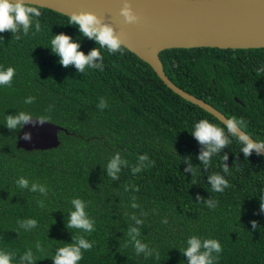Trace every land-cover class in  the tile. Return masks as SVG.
Here are the masks:
<instances>
[{"label": "trees", "instance_id": "16d2710c", "mask_svg": "<svg viewBox=\"0 0 264 264\" xmlns=\"http://www.w3.org/2000/svg\"><path fill=\"white\" fill-rule=\"evenodd\" d=\"M38 8L40 32L33 34V24L28 35L17 33L18 40L11 32L0 33V69H15L11 87L0 86V251L12 254L11 264H29L22 259L29 249L34 264H54L57 249L73 244L77 235L93 243L78 264H188L182 249L194 235L221 244L213 264H264V158L254 151L245 158L243 145L225 129L231 143L204 168L198 156L206 149L191 135L194 125L202 119L223 128L221 123L173 94L124 48L115 54L100 49L103 71L64 68L52 53V37H72L85 55L99 45L69 25V17ZM158 58L176 87L227 119L243 118L249 137L264 142V48L167 49ZM30 96L35 101L26 104ZM101 98L107 102L103 110L97 107ZM21 111L49 117L47 122L65 130L58 133L57 148L15 147L19 130H9L5 117ZM116 153L128 163L113 180L106 166ZM145 154L154 166L133 172ZM189 164L194 173L185 171ZM213 174L230 185L222 193L211 189ZM20 177L29 181L28 188L17 186ZM33 183L44 185L47 196L32 192ZM75 198L86 203L95 222L91 233L67 227ZM211 199L214 208L207 206ZM27 219L36 220L37 227L22 228ZM132 228L146 245L139 255Z\"/></svg>", "mask_w": 264, "mask_h": 264}, {"label": "clouds", "instance_id": "9594fccd", "mask_svg": "<svg viewBox=\"0 0 264 264\" xmlns=\"http://www.w3.org/2000/svg\"><path fill=\"white\" fill-rule=\"evenodd\" d=\"M120 15L127 24H135L139 19L128 3H125L121 8ZM40 16V9L36 6L25 4L24 0H0V33L11 32L13 33V37L18 40L20 37L17 33L22 31L24 36L28 35L33 24H35V32L33 34L38 33L41 31V24L38 19ZM69 25L77 27L82 37L95 41L96 44L99 45V48H94L88 55H85L79 50L80 44L73 42L72 37L64 34L52 37L50 40L52 53L60 57L59 64L64 68L74 65L79 73H85L86 68L103 71L104 58L100 51L101 48L106 49L109 54L118 52L123 53V44L120 37L117 36L115 29L108 24L102 23L96 15L92 13L73 14L69 18ZM0 40H3L2 36H0ZM97 60L101 62L95 63ZM14 76V68L8 67L7 69H0V86L11 87ZM34 101L35 97L30 96L25 100V103L31 104ZM97 107L101 110L107 107V102L104 98L100 99ZM48 119L49 117L46 116L35 118L40 124H44ZM32 122L33 116L22 111L16 115H8L5 117L6 127L13 131H18L24 124ZM246 124L247 122L244 121L243 118L238 120L236 117L227 119L223 128L210 123L206 119H202L195 123L191 135L206 149L202 150L198 156L204 168L209 167L211 157L214 154L231 143L225 136V129L233 137H237L239 143L243 145L240 151L244 154L245 158L250 156L253 151H255L257 155L260 154V150L264 149V142H250L249 134L243 130ZM241 131L243 134L238 135V132ZM23 139L26 141L30 140V134L26 133ZM138 159L140 163L132 169L135 173H139L142 168L152 167L155 164L154 161L149 160L146 154L139 156ZM227 159L228 157L225 155L223 160L226 161ZM185 162H187V158ZM127 163V160H122L121 155L116 153L107 163L106 168L108 176L113 180L117 179L121 165H126ZM185 171L194 173V168L189 164V167L186 168ZM223 172H228L226 165H223ZM208 181L211 184L212 191L217 193H222L230 186L225 177L220 174L210 175ZM16 184L19 188L25 189L28 188L29 181L24 177H20L16 181ZM37 190L45 197L48 194V190L44 185L33 183L31 191L36 192ZM196 199L201 200L202 198L197 196ZM38 204L41 208L44 207L43 201H39ZM71 204L74 210L69 212L67 227L69 229L82 230L84 233H91L94 230L95 222L89 218L85 211L86 203L79 198H75L71 200ZM131 206L133 208L139 207L136 203H133ZM207 206L209 208H214L216 206V201L213 199L207 201ZM260 210L264 212V196L261 197ZM137 223H141V221L137 220ZM162 223L167 224L168 220L165 218ZM251 223L253 229H255L257 226L256 222L252 221ZM20 226L25 229H32L37 227V221L34 219H27L23 221ZM129 235L135 240L136 254L139 255L145 252L146 245L135 239V237L139 235V231L132 228L129 231ZM186 243L187 247L182 249V254L188 258V264H213L214 260L219 259V255L222 252L221 244L215 239L202 240L200 237L194 235L189 237ZM92 247L93 243L85 239L83 235H77L74 237L73 244L59 247L52 259L54 264H78L83 258V252L90 251ZM36 248L38 251L42 250L39 243H37ZM213 253L217 255L214 257ZM158 257L159 254L157 253V258ZM22 259L28 261L29 264H34L35 258L31 249L25 252ZM11 260V253L0 251V264H11Z\"/></svg>", "mask_w": 264, "mask_h": 264}, {"label": "water", "instance_id": "95a60500", "mask_svg": "<svg viewBox=\"0 0 264 264\" xmlns=\"http://www.w3.org/2000/svg\"><path fill=\"white\" fill-rule=\"evenodd\" d=\"M24 3L69 18L80 13L96 15L115 29L123 48L147 64L167 89L223 126L227 122L223 114L179 89L165 76L158 53L167 49L264 48V0H24ZM125 3L139 18L137 23L127 24L120 15ZM59 132L66 134L55 124H40L33 118L32 123L19 129L15 147L25 152L55 149L59 145ZM26 133L30 134V140L23 139ZM259 156L264 158V149Z\"/></svg>", "mask_w": 264, "mask_h": 264}]
</instances>
